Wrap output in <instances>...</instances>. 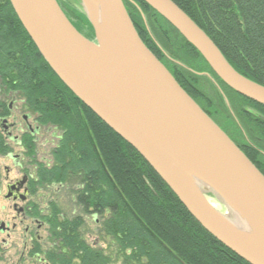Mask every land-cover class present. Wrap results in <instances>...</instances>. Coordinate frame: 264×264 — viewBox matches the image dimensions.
Listing matches in <instances>:
<instances>
[{
  "label": "trees",
  "instance_id": "obj_1",
  "mask_svg": "<svg viewBox=\"0 0 264 264\" xmlns=\"http://www.w3.org/2000/svg\"><path fill=\"white\" fill-rule=\"evenodd\" d=\"M123 1L145 45L264 175V105L229 88L200 53L143 0ZM172 1L211 38L235 70L264 86V0ZM61 8L79 32L83 34L85 25L92 36L83 35L94 39L83 12L69 9L77 25ZM147 28L170 57H164ZM181 54L196 61L197 67ZM173 58L207 72L217 88L244 102L230 109L220 97L242 141L218 122L214 110L199 101L209 99L196 80H207L209 75L199 76ZM0 91L19 94L25 106L38 113L41 125L60 130L50 165L35 161L36 146L30 138L36 184L67 185L83 212L100 214V234L111 238L124 264H249L202 228L144 158L64 85L39 54L9 0H0ZM59 216L52 204L49 264L112 263L114 252L106 254L86 242L82 217Z\"/></svg>",
  "mask_w": 264,
  "mask_h": 264
},
{
  "label": "water",
  "instance_id": "obj_2",
  "mask_svg": "<svg viewBox=\"0 0 264 264\" xmlns=\"http://www.w3.org/2000/svg\"><path fill=\"white\" fill-rule=\"evenodd\" d=\"M9 1L58 78L144 158L197 223L249 264H264V175L145 45L124 1L81 0L94 40L57 0ZM143 1L229 88L264 105V86L235 70L177 4Z\"/></svg>",
  "mask_w": 264,
  "mask_h": 264
},
{
  "label": "flooded vegetation",
  "instance_id": "obj_3",
  "mask_svg": "<svg viewBox=\"0 0 264 264\" xmlns=\"http://www.w3.org/2000/svg\"><path fill=\"white\" fill-rule=\"evenodd\" d=\"M15 100L13 92L0 91V264H49L52 204L37 199L45 198L38 191L49 185L36 184L29 145L47 126L40 124L38 115L17 120Z\"/></svg>",
  "mask_w": 264,
  "mask_h": 264
},
{
  "label": "rangeland",
  "instance_id": "obj_4",
  "mask_svg": "<svg viewBox=\"0 0 264 264\" xmlns=\"http://www.w3.org/2000/svg\"><path fill=\"white\" fill-rule=\"evenodd\" d=\"M58 2L61 4L64 10L70 14L72 21L75 24L79 25V21H77L74 18L73 14L70 12L69 10L70 7L74 9L76 8L80 10L81 12H83L86 15L88 21L90 22L89 17L86 13L85 7L83 6L81 0L80 2H78L77 0H58ZM132 11L133 10H131V12ZM143 17L145 18V16ZM147 29L148 31H150V34L152 35V37L156 39L151 29L149 28ZM81 31L86 36H92L90 34L91 32H89V30L87 29L85 25L83 26V29H81ZM156 42L162 48L163 45L161 44V41L156 39ZM162 52H163L164 57L166 56L170 57L168 50L166 49L164 50V48H162ZM179 56L182 59L188 61L191 66L197 67L198 65L197 62L192 60L188 56L183 55V54ZM173 60L177 64L179 63V65L183 64L182 66L190 69L191 71H193L195 74L199 76L209 75L207 74V72H201V71H198L197 69H194L193 67H189L190 65L188 66L187 64H184L180 60H177L174 58ZM165 62H167V60ZM196 82H197L198 87L204 94L205 96L204 98L209 99L208 100L209 102H208L205 99L203 98L200 99L198 97L201 104H204L209 109L214 110L217 113L215 115L218 119V122L222 126L226 127L227 130L234 136V138H236L238 141H242L243 137L239 133V131L235 128V125L232 122L231 118L229 117V114L227 113L225 106L222 105V102H221L222 99H220V97L221 98L223 97V99L225 100V103L227 104L228 107H230V109L232 105H233V108H235V107L243 105L244 102H242L238 97L234 96L233 93L229 91L224 92L220 87L217 88L218 85L215 83V81L210 75H209V78H207V80L204 78H200V79H197ZM218 92L222 94L220 95ZM14 94L16 95V100L13 105V108L15 109V114L18 117L17 120L21 121L24 115L31 114L33 117L35 115H38L36 111L32 110L31 108H27L25 106V101L19 94L17 93H14ZM8 102L9 101H7V103ZM246 108L249 109L250 111L253 110V108L248 107V106ZM33 117L30 118L31 124H33V121H32ZM23 126L24 125L20 123V127H23ZM60 134H61L60 130L56 129V127H53V126L47 125V127L41 128L40 135H38V140L35 142V146H36L35 147V151H36L35 161H40L41 163H44V164L48 163L49 165L52 163V156L50 152L57 144L58 137L60 136ZM31 166H32V173L34 174V170L36 171V169L34 168L33 164ZM38 193L41 197H45L43 200H40L39 198H37L41 203L42 201H44V205L46 204V202L50 204H56L58 211H59V215H60L59 217H62V218L73 217V216L82 217V219H84V222H85V225L82 229V233L84 235L86 242H88V244H90L91 246L96 247L97 249H102L106 254L114 252L112 254L111 264H124L122 258H120L119 255L116 253V250H115L116 246H114V244L111 243V238L103 236V234L102 235L100 234L99 229L102 224V216L97 213L83 212L81 207H78L75 204L73 195H71V192L69 191V189H67V185L61 186V187H58V185H51V186L49 185L47 187L45 186L41 190H39ZM208 197L217 209L221 210L222 212L227 211L225 206L219 201L217 197L213 195H209ZM40 235L44 237L46 233L42 231ZM33 264L35 263L33 262Z\"/></svg>",
  "mask_w": 264,
  "mask_h": 264
}]
</instances>
